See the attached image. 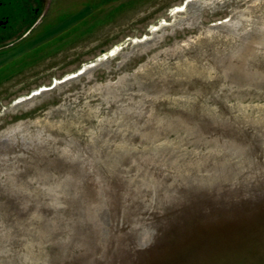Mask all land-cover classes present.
Masks as SVG:
<instances>
[{
	"label": "rangeland",
	"instance_id": "1",
	"mask_svg": "<svg viewBox=\"0 0 264 264\" xmlns=\"http://www.w3.org/2000/svg\"><path fill=\"white\" fill-rule=\"evenodd\" d=\"M0 2V264H264V0Z\"/></svg>",
	"mask_w": 264,
	"mask_h": 264
},
{
	"label": "flooded vegetation",
	"instance_id": "2",
	"mask_svg": "<svg viewBox=\"0 0 264 264\" xmlns=\"http://www.w3.org/2000/svg\"><path fill=\"white\" fill-rule=\"evenodd\" d=\"M0 5H1V2H0ZM4 18V20H5V22L7 23V19L8 18H6V17H3ZM4 21H2V19H0V26H3V24L5 23ZM7 26V25H6ZM6 26H4L3 28H1V29H5L6 28ZM4 31L3 30H0V37L1 38H4V35H5V33H3ZM10 36V35H9ZM1 40V39H0Z\"/></svg>",
	"mask_w": 264,
	"mask_h": 264
}]
</instances>
